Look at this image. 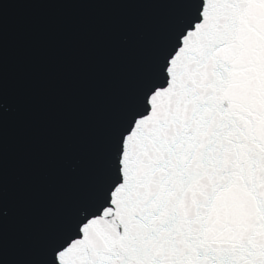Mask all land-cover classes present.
Wrapping results in <instances>:
<instances>
[{"label": "snow or ice", "instance_id": "obj_1", "mask_svg": "<svg viewBox=\"0 0 264 264\" xmlns=\"http://www.w3.org/2000/svg\"><path fill=\"white\" fill-rule=\"evenodd\" d=\"M136 7L108 42L145 26L151 39L111 48L122 72L86 100L99 131L58 156L75 194L49 212L40 192L18 207L13 245L0 182V264H264V0Z\"/></svg>", "mask_w": 264, "mask_h": 264}]
</instances>
